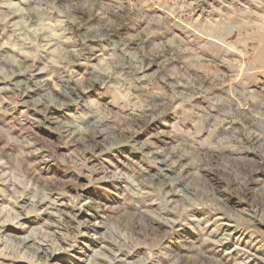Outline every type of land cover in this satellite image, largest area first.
<instances>
[{
    "label": "rangeland",
    "instance_id": "1",
    "mask_svg": "<svg viewBox=\"0 0 264 264\" xmlns=\"http://www.w3.org/2000/svg\"><path fill=\"white\" fill-rule=\"evenodd\" d=\"M0 63V264H264V0H0Z\"/></svg>",
    "mask_w": 264,
    "mask_h": 264
},
{
    "label": "bare ground",
    "instance_id": "2",
    "mask_svg": "<svg viewBox=\"0 0 264 264\" xmlns=\"http://www.w3.org/2000/svg\"><path fill=\"white\" fill-rule=\"evenodd\" d=\"M17 3H19V2H17ZM14 4V3H13ZM16 6H18V5H16ZM116 6V5H115ZM22 10V9H21ZM20 10V11H21ZM52 40V39H51ZM52 45V44H51ZM69 53V52H68ZM11 61V60H10ZM1 64V63H0ZM111 64V63H110ZM5 69V68H4ZM42 70V69H41ZM3 71V70H2ZM25 75V74H24ZM38 75V74H37ZM22 76H23V72H20L19 74H15V73H13V75H12V77H16V85L18 86L19 84H21V83H24V79L22 78ZM44 76V75H43ZM25 77V76H24ZM38 77H39V75H38ZM37 78V77H36ZM13 79V78H12ZM41 80V79H40ZM28 85V84H27ZM41 86V88L43 89V90H46L47 89V86H46V84L45 85H40ZM23 87V86H22ZM49 94V93H48ZM33 119V118H32ZM155 119V118H154ZM62 120V119H61ZM63 121V120H62ZM154 122V121H153ZM66 126V125H65ZM68 130H69V128H68ZM76 130V129H75ZM164 131V130H163ZM165 136V135H164ZM166 143H168V142H166ZM175 147V146H174ZM168 149V148H167ZM113 150V149H112ZM157 153V152H156ZM162 156V155H161ZM163 157V156H162ZM128 160V159H127ZM157 161H159L160 163H162L163 165H162V167L160 168L162 171H164V170H167V168H168V165L166 164V159H163V158H160L159 160H157ZM40 164V163H39ZM2 169V168H1ZM121 169V168H120ZM0 171H2V170H0ZM164 173V172H163ZM162 174V173H161ZM165 174V173H164ZM166 175V174H165ZM0 176H1V173H0ZM3 176V175H2ZM1 176V177H2ZM121 176V175H120ZM119 176V177H120ZM170 177V176H169ZM156 178V177H155ZM129 179V178H128ZM122 180V179H121ZM0 181H1V183L0 184H2V185H7L8 186V182H7V180H4V178H0ZM10 182V181H9ZM122 182H123V180H122ZM11 183V182H10ZM16 184H11V187L10 186H8L9 187V189L10 190H13V191H15V193L16 192H18V188L15 186ZM172 187H173V185H172ZM144 189V188H143ZM3 190V189H2ZM178 190H180V189H178ZM4 191V190H3ZM176 192H178L177 190H175ZM44 194V193H43ZM149 194H151V193H149ZM166 194V193H165ZM16 195H18V194H16ZM176 195H177V197H179L180 195L179 194H177V193H175L174 194V196L176 197ZM182 195V194H181ZM20 196V195H19ZM61 196V195H60ZM166 196H167V194H166ZM170 197L169 198V201L171 202V201H173V203H175V204H178V202H180V201H184L185 199H183V198H181V196H180V199H175V197ZM184 196V195H183ZM18 197V196H17ZM51 196H48L47 194L46 195H44L43 197H41L40 196V198L39 199H37V200H34V199H25L24 198V200L22 199V198H20L22 201V203L20 204L21 205V208L23 209L24 208V210H26V213L28 214V212H30V211H39V212H45V213H48V214H50V215H53L54 214V212H55V208L53 207V205L55 206V207H57V204H58V206H62V205H64V201L63 200H59V199H51L50 198ZM185 198V197H184ZM164 199V198H163ZM53 200V201H52ZM165 200V199H164ZM192 200V199H191ZM14 201H15V198H14ZM18 201H19V199L18 198H16V201H15V204H17L18 203ZM54 202H56V204L54 203ZM85 202H87V201H85ZM186 204H187V208L185 209V211L187 210V213H190V214H195L196 212H198L197 211V208H196V206H195V204H194V202H190V200H187L186 199ZM14 203V202H13ZM27 203L29 204H31V209H26V207H25V204L27 205ZM54 203V204H53ZM163 204V203H162ZM161 204V205H162ZM169 204V203H168ZM160 205V204H159ZM158 205V206H159ZM19 206V205H18ZM175 206V205H174ZM160 208V207H159ZM163 208V207H162ZM185 208V207H184ZM183 208V209H184ZM57 209V208H56ZM144 209V208H143ZM164 209V208H163ZM59 210H61L60 208H59ZM147 210V209H146ZM156 210V209H155ZM160 210H162V209H160ZM21 210L19 209V210H17V208L15 209V207L13 206V204L11 205V204H9V207H6L5 209H2V210H0V223H1V225H0V237H2L4 234L6 235L7 233H8V231H9V229H10V226L8 227V224H4V223H6L8 220L6 219V218H4L3 220H2V217L5 215V217H12L13 216V218L11 219V221L12 222H14L16 225H20V224H22V222L21 221H23V219H22V217L25 215V214H23V213H21L20 212ZM144 211V210H143ZM13 212V213H12ZM59 211H58V209L56 210V213H58ZM142 212V211H141ZM152 211H150V213H151ZM61 213H63V211L62 212H60L59 214H61ZM149 213V212H148ZM147 213V214H148ZM13 214V215H12ZM106 215V214H105ZM143 216H146L145 215V213L144 214H142ZM26 216V215H25ZM49 217V216H48ZM217 217V216H216ZM66 218V217H65ZM91 218V217H90ZM176 218V217H175ZM195 218V217H194ZM9 219V218H8ZM172 219V218H171ZM200 219V218H199ZM216 219V218H215ZM218 219H219V217H218ZM53 220V219H52ZM92 223L91 224H88L87 225V229H89V228H91V230H93V231H95V229L98 227V224L99 223H101L102 221H100L99 220V218L98 217H96V215H93L92 216ZM140 220V219H139ZM207 220V219H206ZM141 221H142V219H141ZM204 221V220H203ZM213 221H214V219H213ZM221 221H223V220H221ZM91 222V221H90ZM175 222V221H174ZM209 222H210V220H209ZM208 222V223H209ZM216 227H217V230L216 231H207V230H205L204 232H202L203 233V235H204V237H207V239L206 240H208V237L209 236H213V235H219V233H225V231H226V229H224V225H223V223L221 222H219V220L217 221V219H216ZM23 223H26V222H23ZM56 223V226H59V224H58V222L56 221L55 222ZM214 223V222H213ZM148 225V224H147ZM150 226H152V225H150ZM147 227V226H146ZM204 228V227H203ZM58 230V229H57ZM41 233L42 234H44V235H46L47 237H48V235L49 236H52V237H54L53 239H55V240H57V243L56 244H58V246H59V248H57V249H63V248H65V246H67L66 245V242L64 241V239H62L63 238V235L62 236H59V235H57L56 234V231H53V230H49V229H42L41 230ZM179 236V235H178ZM228 236V235H227ZM18 237V236H17ZM233 237V236H232ZM210 238V237H209ZM8 239V238H7ZM29 239V237H26V238H24L23 240H20V241H22L23 243H22V246L21 247H23V244L24 245H26V242H27V240ZM239 239H241V238H238L237 240H239ZM39 240V239H38ZM220 241H222V240H220ZM234 241V240H233ZM34 242V241H33ZM61 242V243H60ZM21 243V242H20ZM23 249V248H22ZM78 249H80L81 251H83V253H85V255L87 256V257H89V255L88 254H86V251L85 250H83V248L82 247H78ZM124 249V248H123ZM122 249V251H124ZM233 249V248H232ZM245 249V248H244ZM19 250H20V248H19ZM22 251V250H21ZM80 251V252H81ZM120 251V250H119ZM133 251V250H132ZM3 251L2 250H0V253H2ZM230 252V251H229ZM22 253V252H21ZM124 252H121V253H119L118 252V250L116 251V252H111L110 253V255H108L106 258L108 259V261H109V263H113V264H123V263H126V264H130L128 261H127V259L126 258H124L125 257V253L123 254ZM23 254V253H22ZM39 254V253H38ZM122 254V255H121ZM127 254V253H126ZM129 254V253H128ZM5 255V254H4ZM43 255V254H42ZM42 255H41V257H42ZM124 255V256H123ZM231 255H240V257L241 258H243V259H248L249 260V262H251V263H253V262H255L256 260H258L259 258H258V255L256 254V253H249L247 250H233V251H231ZM91 256V255H90ZM35 257H37L36 255H35ZM40 257V258H41ZM229 257V256H228ZM48 258V257H47ZM81 258V257H80ZM234 258V257H233ZM258 258V259H257ZM49 259V258H48ZM90 260L88 261V259L87 258H82V260H85V263L86 264H91V257L89 258ZM236 259V258H235ZM242 259V260H243ZM81 260V259H80ZM94 260V259H93ZM106 260V259H105ZM260 260H261V258H260ZM107 261V262H108ZM117 261V262H116ZM11 262H13V261H11ZM144 262V261H143ZM152 262H153V260H152ZM260 262V261H259ZM0 263H1V261H0ZM4 263V262H3ZM15 263V262H14ZM94 263V262H93ZM98 263V262H97ZM111 263V264H112ZM150 263V262H149ZM155 263V262H154ZM55 264H61V263H55ZM99 264H100V261H99ZM142 264V263H141Z\"/></svg>",
    "mask_w": 264,
    "mask_h": 264
}]
</instances>
